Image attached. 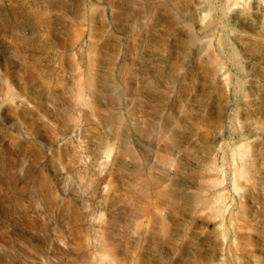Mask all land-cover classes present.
Returning <instances> with one entry per match:
<instances>
[{"label": "rangeland", "instance_id": "rangeland-1", "mask_svg": "<svg viewBox=\"0 0 264 264\" xmlns=\"http://www.w3.org/2000/svg\"><path fill=\"white\" fill-rule=\"evenodd\" d=\"M62 262L264 264V0H0V264Z\"/></svg>", "mask_w": 264, "mask_h": 264}, {"label": "bare ground", "instance_id": "bare-ground-1", "mask_svg": "<svg viewBox=\"0 0 264 264\" xmlns=\"http://www.w3.org/2000/svg\"><path fill=\"white\" fill-rule=\"evenodd\" d=\"M205 40H207V39H205ZM223 69V68H222ZM223 78H226V77H223ZM258 125V124H257ZM245 150V149H244ZM248 169H249V166H248ZM223 258V257H222ZM60 264H73V263H71V262H62V263H60Z\"/></svg>", "mask_w": 264, "mask_h": 264}]
</instances>
